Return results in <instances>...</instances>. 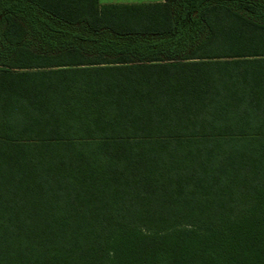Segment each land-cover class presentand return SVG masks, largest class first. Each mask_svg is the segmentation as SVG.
<instances>
[{
    "label": "trees",
    "instance_id": "16d2710c",
    "mask_svg": "<svg viewBox=\"0 0 264 264\" xmlns=\"http://www.w3.org/2000/svg\"><path fill=\"white\" fill-rule=\"evenodd\" d=\"M0 264H264V0H0Z\"/></svg>",
    "mask_w": 264,
    "mask_h": 264
},
{
    "label": "crops",
    "instance_id": "0c3cea01",
    "mask_svg": "<svg viewBox=\"0 0 264 264\" xmlns=\"http://www.w3.org/2000/svg\"><path fill=\"white\" fill-rule=\"evenodd\" d=\"M166 0H97L99 7L107 6H138L163 3Z\"/></svg>",
    "mask_w": 264,
    "mask_h": 264
},
{
    "label": "rangeland",
    "instance_id": "374dc122",
    "mask_svg": "<svg viewBox=\"0 0 264 264\" xmlns=\"http://www.w3.org/2000/svg\"><path fill=\"white\" fill-rule=\"evenodd\" d=\"M245 15L248 16L249 14L245 13ZM250 17H252L253 19L258 20V21L260 20V17H255L254 15H250ZM206 35H207V32L204 30L201 37L204 38V37H206Z\"/></svg>",
    "mask_w": 264,
    "mask_h": 264
}]
</instances>
